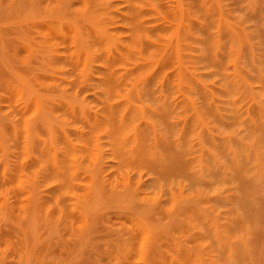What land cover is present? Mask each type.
Returning a JSON list of instances; mask_svg holds the SVG:
<instances>
[{"label":"rangeland","instance_id":"374dc122","mask_svg":"<svg viewBox=\"0 0 264 264\" xmlns=\"http://www.w3.org/2000/svg\"><path fill=\"white\" fill-rule=\"evenodd\" d=\"M0 264H264V0H0Z\"/></svg>","mask_w":264,"mask_h":264}]
</instances>
